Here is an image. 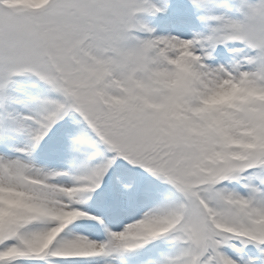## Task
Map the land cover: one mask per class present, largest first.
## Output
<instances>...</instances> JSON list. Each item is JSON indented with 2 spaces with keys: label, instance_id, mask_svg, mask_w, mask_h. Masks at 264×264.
<instances>
[{
  "label": "snow or ice",
  "instance_id": "obj_1",
  "mask_svg": "<svg viewBox=\"0 0 264 264\" xmlns=\"http://www.w3.org/2000/svg\"><path fill=\"white\" fill-rule=\"evenodd\" d=\"M0 264H264V0H0Z\"/></svg>",
  "mask_w": 264,
  "mask_h": 264
}]
</instances>
